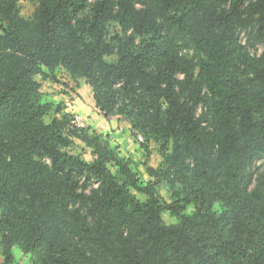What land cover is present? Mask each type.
<instances>
[{
  "label": "trees",
  "instance_id": "obj_1",
  "mask_svg": "<svg viewBox=\"0 0 264 264\" xmlns=\"http://www.w3.org/2000/svg\"><path fill=\"white\" fill-rule=\"evenodd\" d=\"M85 2L37 0L25 19L0 0L5 264L15 247L33 264H264V163L252 170L264 159V0ZM57 68L147 154L157 146L152 180L106 137L69 129L68 114L44 121L63 107L42 100L35 77ZM71 136L91 162L67 151Z\"/></svg>",
  "mask_w": 264,
  "mask_h": 264
},
{
  "label": "rangeland",
  "instance_id": "obj_2",
  "mask_svg": "<svg viewBox=\"0 0 264 264\" xmlns=\"http://www.w3.org/2000/svg\"><path fill=\"white\" fill-rule=\"evenodd\" d=\"M242 1L247 4L252 0ZM16 2L19 8L20 16L25 19H31L35 7L37 5V0H16ZM93 2L94 0H86L85 3L87 5V8L85 12L88 11V8ZM118 30L119 28L117 24H110L109 32L112 36L116 32H118ZM248 31V29L244 28L237 30L236 34L240 44H247ZM248 51L252 56L260 55L263 51V47L262 45H255L254 47L248 46ZM35 79L41 85L40 94L42 100L47 102L51 101L55 104L61 103L63 107L62 112L60 114L45 117L44 121L46 123H50L53 117L62 118V114L65 113L68 114L67 119L69 120V122L67 123V127L69 126L68 128L72 129L71 121L74 116H81L83 118V128H87L89 125L90 128L94 129L93 131L100 133L102 136H104L105 134L104 137L109 140L110 144L114 147H117L120 156L129 159L133 163L134 169L138 174L141 184H145L148 181L152 180V178L149 177V175L146 173L145 166L148 165L153 168H157L159 166L161 162V157L158 152L157 146L154 143H151L149 145V150L147 154L139 145L141 142L140 137H134L130 133L128 127H124L123 130H120L116 120H107L101 114H99L97 109L95 108L91 88L89 86L84 87L83 83H80L83 80H78L76 82L73 81L71 77L62 68H57L53 72V77H49V75H38L35 77ZM88 97H90V99ZM87 100H90V102H87ZM65 107L67 108L68 113L64 112ZM197 113H200V110H198ZM121 137H123L124 140L128 138V140L122 142ZM70 138L71 145L69 146L67 151L70 154L79 156L82 160L86 162H91L94 158L91 150L76 137L71 136ZM263 163L264 159H259L255 161L252 166V170L254 172H257L258 170L260 171L262 169ZM256 174L257 173H255V175ZM132 192L138 198H143V196L140 195L138 192L134 190ZM159 193L166 201H169L168 194L162 187L160 188ZM213 210L219 213L222 211V207L220 204H216L213 206ZM190 211L191 209H188V212ZM163 219L166 224L174 222V220L170 219L167 214L163 215ZM12 254L13 261L10 264H33V262L31 261V257L23 254L17 247L13 248ZM0 264H5L4 257L1 254V249Z\"/></svg>",
  "mask_w": 264,
  "mask_h": 264
},
{
  "label": "built area",
  "instance_id": "obj_3",
  "mask_svg": "<svg viewBox=\"0 0 264 264\" xmlns=\"http://www.w3.org/2000/svg\"><path fill=\"white\" fill-rule=\"evenodd\" d=\"M72 127L77 129L83 128V118L81 116H74V118L71 121V128Z\"/></svg>",
  "mask_w": 264,
  "mask_h": 264
},
{
  "label": "crops",
  "instance_id": "obj_4",
  "mask_svg": "<svg viewBox=\"0 0 264 264\" xmlns=\"http://www.w3.org/2000/svg\"><path fill=\"white\" fill-rule=\"evenodd\" d=\"M80 83H83V85H84V87H88V85H86L83 81H81ZM89 89V88H88ZM91 97V96H90ZM90 97H88L89 99H90ZM91 100H92V98H91ZM87 102H90V100H87ZM93 103V102H92ZM94 106V105H93ZM64 112H66V113H68V110H67V108L65 107V111ZM87 113V112H86ZM85 115V114H84ZM88 125V124H87ZM87 128H89L90 130H94V129H92V128H90V126L88 125V127ZM119 129L120 130H123V128H121V127H119ZM100 134V133H99ZM104 134V133H103ZM104 136H105V134H104ZM125 140H128V138L127 139H125ZM124 140V138L123 137H121V141L122 142H124L125 141Z\"/></svg>",
  "mask_w": 264,
  "mask_h": 264
}]
</instances>
